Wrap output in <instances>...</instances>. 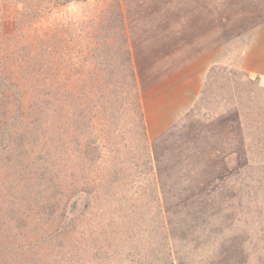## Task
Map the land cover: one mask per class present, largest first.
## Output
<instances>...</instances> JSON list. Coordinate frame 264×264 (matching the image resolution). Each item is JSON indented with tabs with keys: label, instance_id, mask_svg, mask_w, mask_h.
Returning <instances> with one entry per match:
<instances>
[{
	"label": "rangeland",
	"instance_id": "1",
	"mask_svg": "<svg viewBox=\"0 0 264 264\" xmlns=\"http://www.w3.org/2000/svg\"><path fill=\"white\" fill-rule=\"evenodd\" d=\"M175 2L0 0V264H264V63Z\"/></svg>",
	"mask_w": 264,
	"mask_h": 264
},
{
	"label": "crops",
	"instance_id": "2",
	"mask_svg": "<svg viewBox=\"0 0 264 264\" xmlns=\"http://www.w3.org/2000/svg\"><path fill=\"white\" fill-rule=\"evenodd\" d=\"M175 1L177 7L181 6V10L177 13L180 16L189 15L187 24L194 23L195 30L201 31L205 40H210L205 45L231 44L245 47L246 49L242 53L245 59H249L254 64L264 63V0ZM229 9L236 10L229 11ZM233 15L235 18H232ZM182 21L185 22V20ZM228 28L234 29L236 32L230 39L222 37ZM223 40L225 42H222ZM259 69V67H251L246 71L248 73H264Z\"/></svg>",
	"mask_w": 264,
	"mask_h": 264
}]
</instances>
